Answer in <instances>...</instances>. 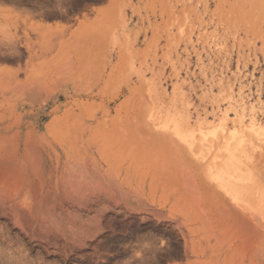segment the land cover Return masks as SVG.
Returning <instances> with one entry per match:
<instances>
[{
	"label": "rangeland",
	"instance_id": "rangeland-1",
	"mask_svg": "<svg viewBox=\"0 0 264 264\" xmlns=\"http://www.w3.org/2000/svg\"><path fill=\"white\" fill-rule=\"evenodd\" d=\"M4 126L0 264H264V0H0Z\"/></svg>",
	"mask_w": 264,
	"mask_h": 264
},
{
	"label": "bare ground",
	"instance_id": "bare-ground-1",
	"mask_svg": "<svg viewBox=\"0 0 264 264\" xmlns=\"http://www.w3.org/2000/svg\"><path fill=\"white\" fill-rule=\"evenodd\" d=\"M69 68H67V70H68ZM75 68H73V71H75L74 70ZM85 69V68H84ZM84 69H83V71H84ZM87 69V68H86ZM57 70V69H56ZM66 70V71H67ZM77 71H78V68H77ZM81 71H82V69H81ZM91 71H93L94 72V70H91ZM90 71V72H91ZM58 72H59V70H58ZM64 73V72H63ZM77 73H79V72H77ZM81 73V72H80ZM87 73V72H86ZM92 73V72H91ZM68 74V73H67ZM70 74V73H69ZM82 74H83V72H82ZM85 74V73H84ZM76 75V74H75ZM74 75V76H75ZM79 76V75H78ZM94 76V74L92 75V77ZM49 78H50V76H49ZM78 78V77H77ZM89 78V77H88ZM63 79V78H62ZM91 78H89V80H90ZM58 79H56V81H57ZM49 81H50V79H49ZM59 81H61V77L59 78ZM90 82V81H89ZM88 83V82H87ZM92 83V82H91ZM96 84V83H95ZM94 85V84H93ZM40 86V85H39ZM85 87L87 88V86L85 85ZM19 88V87H18ZM85 88V89H86ZM40 89V88H39ZM27 90V89H26ZM37 91V90H36ZM40 91V90H39ZM29 92L31 93H29V95H34V93H35V91H30L29 90ZM27 93H28V91H27ZM25 94H26V92H25ZM28 95V94H27ZM44 95H46V94H44ZM28 97V96H27ZM30 99V98H29ZM36 98H34V100H35ZM16 125H17V123H16ZM18 127H19V130H17L16 131V138H14V139H16L15 140V148H16V151H19V150H21L22 149V146L24 145V143H26V141H25V137H26V135H27V132L26 133H23L22 134V130L20 129V124L18 125ZM9 129H10V127L9 126H4V127H0V132L2 133H4V132H8L9 131ZM177 129H179V128H177ZM182 132H180L179 133V135L182 137V139H184L185 137H186V133H185V131H186V129H184V130H181ZM4 135V134H3ZM195 136H196V134H194ZM199 137V136H198ZM197 137V138H198ZM23 138V139H22ZM199 138H201V137H199ZM203 139V138H202ZM207 139V138H206ZM209 139V138H208ZM231 139V138H230ZM202 142H204V140L202 141ZM202 142H201V145H202ZM207 141H205V143H206ZM219 142V141H218ZM30 144V143H29ZM204 144V143H203ZM209 144V143H208ZM231 144V143H230ZM229 144V145H230ZM209 145H211V144H209ZM12 146V145H11ZM228 146V145H227ZM8 147V146H7ZM207 146H205V148H206ZM213 147V146H212ZM208 149H210V148H208ZM213 149V148H212ZM211 149V150H212ZM226 149V150H225ZM228 150H229V148H228ZM227 151V148L225 147L224 148V152L227 154V153H229L228 151ZM229 151H231V148H230V150ZM223 152V151H222ZM232 152H234V151H231L230 153H232ZM218 152H216V154H217ZM233 154V153H232ZM225 155V154H224ZM231 156V155H230ZM213 162V161H212ZM214 163V162H213ZM216 166V165H215ZM218 166V165H217ZM209 167H211V165L209 166ZM212 169H214V166H213V168H211V170ZM225 168H223V169H221V170H224ZM214 170H216V169H214ZM210 171V170H209ZM217 172H219V171H217ZM216 172V173H217Z\"/></svg>",
	"mask_w": 264,
	"mask_h": 264
}]
</instances>
